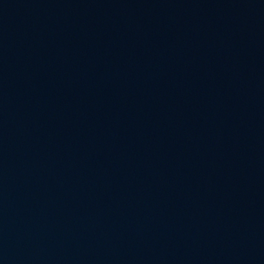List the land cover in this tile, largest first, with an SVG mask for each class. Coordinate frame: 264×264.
I'll list each match as a JSON object with an SVG mask.
<instances>
[{
    "label": "water",
    "instance_id": "1",
    "mask_svg": "<svg viewBox=\"0 0 264 264\" xmlns=\"http://www.w3.org/2000/svg\"><path fill=\"white\" fill-rule=\"evenodd\" d=\"M0 264H264V0H0Z\"/></svg>",
    "mask_w": 264,
    "mask_h": 264
}]
</instances>
